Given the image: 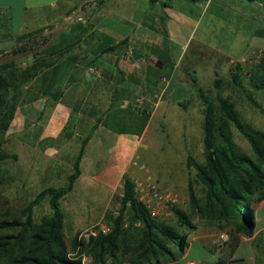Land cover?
Segmentation results:
<instances>
[{
  "label": "crops",
  "instance_id": "crops-1",
  "mask_svg": "<svg viewBox=\"0 0 264 264\" xmlns=\"http://www.w3.org/2000/svg\"><path fill=\"white\" fill-rule=\"evenodd\" d=\"M36 31L54 61L24 86L10 127L72 171L87 139L79 178L114 188L140 172L138 150L150 130L157 138L154 122L161 132L164 122L191 114L193 77L204 88L222 67L264 52V0H0L1 53ZM154 103L152 115L141 111ZM254 207L253 235L237 228L223 230L221 241L218 232L206 235L230 262L246 264L240 248L254 254L264 242V198ZM251 259L264 264V249Z\"/></svg>",
  "mask_w": 264,
  "mask_h": 264
},
{
  "label": "trees",
  "instance_id": "trees-1",
  "mask_svg": "<svg viewBox=\"0 0 264 264\" xmlns=\"http://www.w3.org/2000/svg\"><path fill=\"white\" fill-rule=\"evenodd\" d=\"M42 32L20 35L15 47L0 52V160L17 158L16 153L2 148V142L20 106L24 86L54 61L45 57L47 41ZM29 58L32 62L24 65L23 61ZM244 72L248 74L247 82ZM193 81L205 104L202 124L205 159L200 162L192 153L187 157L188 166L196 170L203 184V196H199L194 180L189 179L190 206L206 218L226 222L235 218L240 221L237 231L251 236L256 228L254 202L264 198V129L246 122L230 97L218 95L215 100L199 86L197 78L193 77ZM223 82L217 77L216 87L221 89ZM230 82L244 91L264 115V107L255 97V94L264 96V55L248 68L237 62ZM181 104L187 108V103ZM141 111L150 116L148 107ZM233 127L248 140L251 153L239 148ZM87 141L83 140L65 185L41 189L20 214H0V264H84V255L91 257L87 264H121L126 259L135 264H163L178 260L172 245H179L184 253L187 237L161 215L151 214L137 197L133 177L126 173L118 196L120 205L117 211H107L104 217L110 230H99L83 239L78 232L71 241L75 251V255L72 254L66 238L62 199L74 189L82 173L81 160ZM47 199L51 212L37 218L36 209ZM174 212L182 225L196 228L183 210L175 208Z\"/></svg>",
  "mask_w": 264,
  "mask_h": 264
},
{
  "label": "rangeland",
  "instance_id": "rangeland-1",
  "mask_svg": "<svg viewBox=\"0 0 264 264\" xmlns=\"http://www.w3.org/2000/svg\"><path fill=\"white\" fill-rule=\"evenodd\" d=\"M11 50V49H10ZM26 60V62H28ZM25 62V61H23ZM241 62L246 68L253 63L238 60L232 63L230 69L222 67L217 75L223 79L221 89L216 87L214 80L204 82V89L208 95L217 100L218 95L230 97L237 104L243 119L253 127L264 129V115L260 109L250 101L244 91L237 89L231 82V71L233 66ZM247 82L248 74L243 73ZM256 99L264 107V96L255 94ZM205 104L197 95L191 106V114L186 117L176 118L172 122H164L163 130L160 132L157 128L158 123L153 124L158 133L157 138L151 137V130L145 136L138 150L136 164L140 167V172H131L133 177L144 176L149 172L160 183L162 187L174 190L178 195V200L171 208L162 211V218L187 237L188 244L191 245L189 254L181 259L182 252L179 245H172V250L178 255L177 261H166L163 264H238L230 262L223 256L219 248H215L211 241L212 236H207L213 232H218L216 238L220 240V234L223 230L237 228L239 220L231 218L226 221L206 218L204 214L193 211L189 203L188 181L192 178L199 193L203 196V184L197 177L196 170L187 164V156L192 153L200 162L204 161L203 147V129ZM179 113H183L179 109ZM185 115V114H180ZM189 122V123H188ZM233 135L236 143L242 151L251 153V146L242 133L233 127ZM2 148L9 153H16L17 158H8L0 160V214L15 216L20 214L26 204L43 188L48 186H63L68 182V175L72 171L66 162L56 163L50 155L44 153L41 149L36 150L26 143L16 138L12 127L7 131L3 138ZM108 154L109 149L105 148ZM105 160V159H104ZM56 166V168H54ZM84 176V175H83ZM79 178L75 184L74 190L62 199V208L65 212V232L70 251L72 250V238L80 232V238H88L91 231L104 224V217L107 211H117L120 203L118 196L121 193L122 181L111 188L105 185H96L91 177ZM259 201L254 202V206ZM179 208L189 215L192 223L196 224L195 229L188 225H182L174 209ZM51 208L49 200L36 209V217L40 218L44 214H49ZM243 218V212H241ZM264 249V242L251 252L248 245L240 248L238 254L247 258L246 264H250L254 255H259ZM87 256V255H86ZM89 262L91 257L87 256ZM135 264L132 260L126 259L121 263Z\"/></svg>",
  "mask_w": 264,
  "mask_h": 264
},
{
  "label": "built area",
  "instance_id": "built-area-1",
  "mask_svg": "<svg viewBox=\"0 0 264 264\" xmlns=\"http://www.w3.org/2000/svg\"><path fill=\"white\" fill-rule=\"evenodd\" d=\"M130 54H132V48L129 50ZM264 55V52H260L256 57L253 58H244L243 62L255 63ZM160 97V96H159ZM139 102H143V98L138 100ZM156 103L151 104L148 107V113L150 115L156 109ZM133 177V176H132ZM134 179V188L139 200H141L146 207L150 210L151 214L155 217L161 215L162 211L174 206V204L178 200L177 193L166 187H162L160 183L153 177V175L149 172H145L144 176L141 177H133ZM99 230L107 232L110 228L104 223L101 224L100 227L91 231V233L96 234ZM227 235H222L223 239H226ZM83 263H89V259L86 255L83 256ZM121 264H131V263H121Z\"/></svg>",
  "mask_w": 264,
  "mask_h": 264
},
{
  "label": "water",
  "instance_id": "water-1",
  "mask_svg": "<svg viewBox=\"0 0 264 264\" xmlns=\"http://www.w3.org/2000/svg\"><path fill=\"white\" fill-rule=\"evenodd\" d=\"M78 10H76L75 12L71 13L70 16H73L75 13H77Z\"/></svg>",
  "mask_w": 264,
  "mask_h": 264
}]
</instances>
